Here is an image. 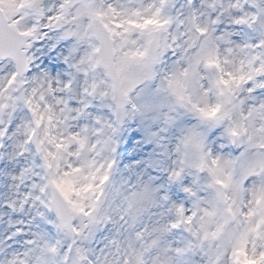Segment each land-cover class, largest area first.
Returning a JSON list of instances; mask_svg holds the SVG:
<instances>
[{
	"label": "snow or ice",
	"instance_id": "obj_1",
	"mask_svg": "<svg viewBox=\"0 0 264 264\" xmlns=\"http://www.w3.org/2000/svg\"><path fill=\"white\" fill-rule=\"evenodd\" d=\"M0 264H264V0H0Z\"/></svg>",
	"mask_w": 264,
	"mask_h": 264
}]
</instances>
